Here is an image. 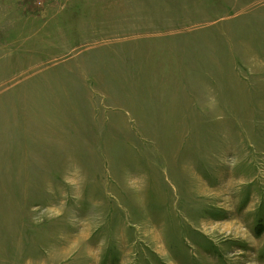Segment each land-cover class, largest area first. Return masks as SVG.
Instances as JSON below:
<instances>
[{"label":"rangeland","instance_id":"374dc122","mask_svg":"<svg viewBox=\"0 0 264 264\" xmlns=\"http://www.w3.org/2000/svg\"><path fill=\"white\" fill-rule=\"evenodd\" d=\"M0 264H264V0H0Z\"/></svg>","mask_w":264,"mask_h":264}]
</instances>
